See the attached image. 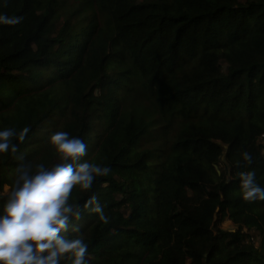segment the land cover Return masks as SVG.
I'll return each instance as SVG.
<instances>
[{
	"label": "trees",
	"instance_id": "16d2710c",
	"mask_svg": "<svg viewBox=\"0 0 264 264\" xmlns=\"http://www.w3.org/2000/svg\"><path fill=\"white\" fill-rule=\"evenodd\" d=\"M0 13L20 18L0 24V128H29L0 153V212L17 165L59 163L48 136L67 131L111 169L68 200L80 218L61 235L84 239L89 264H264V200L245 201L238 177L264 187V0H0ZM93 195L106 223L83 207Z\"/></svg>",
	"mask_w": 264,
	"mask_h": 264
},
{
	"label": "clouds",
	"instance_id": "9594fccd",
	"mask_svg": "<svg viewBox=\"0 0 264 264\" xmlns=\"http://www.w3.org/2000/svg\"><path fill=\"white\" fill-rule=\"evenodd\" d=\"M19 20L0 13V24L13 25ZM28 132L27 127L19 133L14 128H0V153L15 154L17 145L12 138L23 141ZM48 142L59 154V163L51 167L37 163L34 172L28 170L31 163L18 164L19 183L3 186V192L11 194L0 212V264H61L63 260L89 264L88 244L84 239L80 235L74 238L61 235L62 230L68 229L70 215L80 218L79 205L74 208L68 200L74 186L90 189L97 177L107 176L111 169L81 159L86 155L87 145L67 131L50 133ZM240 156L246 164L252 163L248 151ZM215 167L219 176V166ZM238 177L245 201L264 200V187L257 182L254 170L241 171ZM83 207L107 222L96 196L90 197ZM72 231L79 233V225L73 226Z\"/></svg>",
	"mask_w": 264,
	"mask_h": 264
},
{
	"label": "rangeland",
	"instance_id": "374dc122",
	"mask_svg": "<svg viewBox=\"0 0 264 264\" xmlns=\"http://www.w3.org/2000/svg\"><path fill=\"white\" fill-rule=\"evenodd\" d=\"M50 124H52V121L50 122V123H47V125H50ZM96 127H94V129L92 130V135L94 136V135H96L97 133H96V131H99V128H97V130L95 129ZM155 141H156V139H154V140H152L151 142H149V141H147V142H144L143 144H141V142L140 143H138L136 146H135V149H140V148H142V147H147V146H151V144H155ZM217 166H219V169H220V171H221V169H222V165L219 163V164H217ZM10 193V192H9ZM8 193V194H9ZM2 195H6L4 192H2L1 193ZM7 194V195H8ZM220 226L221 227H223L224 229H234V227H235V225H234V223L227 217V218H225L222 222H220Z\"/></svg>",
	"mask_w": 264,
	"mask_h": 264
}]
</instances>
